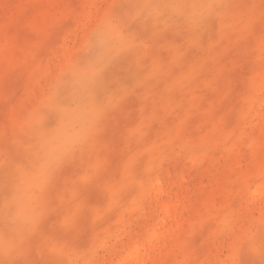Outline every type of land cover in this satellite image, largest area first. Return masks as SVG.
<instances>
[{
  "label": "rangeland",
  "instance_id": "374dc122",
  "mask_svg": "<svg viewBox=\"0 0 264 264\" xmlns=\"http://www.w3.org/2000/svg\"><path fill=\"white\" fill-rule=\"evenodd\" d=\"M262 183L264 0H0V264H264Z\"/></svg>",
  "mask_w": 264,
  "mask_h": 264
},
{
  "label": "bare ground",
  "instance_id": "6f19581e",
  "mask_svg": "<svg viewBox=\"0 0 264 264\" xmlns=\"http://www.w3.org/2000/svg\"><path fill=\"white\" fill-rule=\"evenodd\" d=\"M86 115L87 114H86V112L84 110V114L82 115V118H81L83 121L86 119ZM158 186H160V182L159 181L157 182V180H156V187H158ZM260 186L264 187V183L260 184ZM118 187H119V184H116L113 188L110 189L109 194H108L109 198H111L113 196L114 192L117 191ZM153 188H155V187H153ZM155 189H158V188H155ZM138 200L136 199L135 201L138 202ZM174 205H175L174 201L173 202H166V201H160L159 202L158 211L161 213V216L159 217V219L157 218L159 220V222H156V221H158L157 219H156V221L155 220L152 221V223H150L151 225H149L147 227L148 230H146L147 229L146 228L144 233H141V235H139L134 241H132L131 243H129L127 245V248H129V253H131V252L132 253H138L141 250L142 246L144 247L145 244L148 245V243L151 242L152 238H154L155 235H157L156 234L157 233V226L158 225L161 226V225L166 224V221L168 220L170 212L175 207ZM143 234H145V236H143ZM0 239H1V237H0ZM139 240H143V242H139ZM125 252L120 255V257L118 258L119 261L117 260V262L115 264H126L125 261H126L128 255ZM131 258H133L134 260H132V262H129L128 264H134V263L137 262V257L131 256Z\"/></svg>",
  "mask_w": 264,
  "mask_h": 264
}]
</instances>
